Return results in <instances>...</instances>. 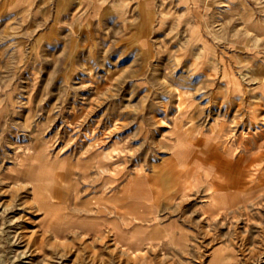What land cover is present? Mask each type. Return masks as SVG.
Masks as SVG:
<instances>
[{
	"label": "rangeland",
	"instance_id": "rangeland-1",
	"mask_svg": "<svg viewBox=\"0 0 264 264\" xmlns=\"http://www.w3.org/2000/svg\"><path fill=\"white\" fill-rule=\"evenodd\" d=\"M0 264H264V0H0Z\"/></svg>",
	"mask_w": 264,
	"mask_h": 264
},
{
	"label": "bare ground",
	"instance_id": "bare-ground-1",
	"mask_svg": "<svg viewBox=\"0 0 264 264\" xmlns=\"http://www.w3.org/2000/svg\"><path fill=\"white\" fill-rule=\"evenodd\" d=\"M181 166V165H180ZM181 167H183V168H186L185 166H181ZM214 184V183H213ZM141 186L143 187V188H145V187H149V185H148V183H146V181H141ZM150 188V187H149ZM217 190V189H216Z\"/></svg>",
	"mask_w": 264,
	"mask_h": 264
},
{
	"label": "crops",
	"instance_id": "crops-1",
	"mask_svg": "<svg viewBox=\"0 0 264 264\" xmlns=\"http://www.w3.org/2000/svg\"><path fill=\"white\" fill-rule=\"evenodd\" d=\"M118 4H119V3H118V2H116L114 6H117V7H118V6H120V5H121V4H119V5H118Z\"/></svg>",
	"mask_w": 264,
	"mask_h": 264
}]
</instances>
